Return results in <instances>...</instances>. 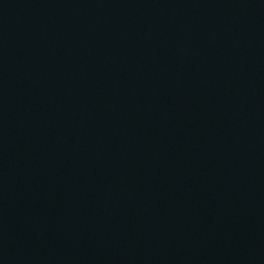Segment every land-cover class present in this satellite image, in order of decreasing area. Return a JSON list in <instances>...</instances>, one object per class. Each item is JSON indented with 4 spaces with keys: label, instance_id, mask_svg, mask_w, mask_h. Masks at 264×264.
Wrapping results in <instances>:
<instances>
[{
    "label": "water",
    "instance_id": "obj_1",
    "mask_svg": "<svg viewBox=\"0 0 264 264\" xmlns=\"http://www.w3.org/2000/svg\"><path fill=\"white\" fill-rule=\"evenodd\" d=\"M0 264H264V0H0Z\"/></svg>",
    "mask_w": 264,
    "mask_h": 264
}]
</instances>
